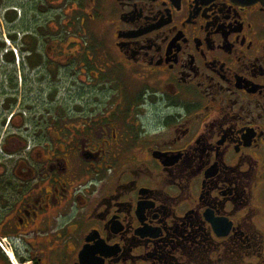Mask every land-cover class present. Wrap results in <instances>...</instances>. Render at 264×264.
I'll return each instance as SVG.
<instances>
[{"label":"flooded vegetation","instance_id":"obj_1","mask_svg":"<svg viewBox=\"0 0 264 264\" xmlns=\"http://www.w3.org/2000/svg\"><path fill=\"white\" fill-rule=\"evenodd\" d=\"M0 264H264V0H0Z\"/></svg>","mask_w":264,"mask_h":264},{"label":"water","instance_id":"obj_2","mask_svg":"<svg viewBox=\"0 0 264 264\" xmlns=\"http://www.w3.org/2000/svg\"><path fill=\"white\" fill-rule=\"evenodd\" d=\"M242 1H253V0H242Z\"/></svg>","mask_w":264,"mask_h":264}]
</instances>
